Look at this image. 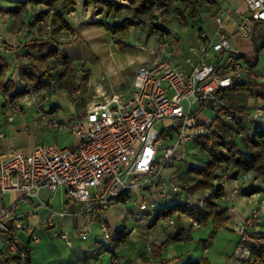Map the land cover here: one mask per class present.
Segmentation results:
<instances>
[{
    "label": "built area",
    "instance_id": "1",
    "mask_svg": "<svg viewBox=\"0 0 264 264\" xmlns=\"http://www.w3.org/2000/svg\"><path fill=\"white\" fill-rule=\"evenodd\" d=\"M243 1L248 12L240 16L235 30L240 37L247 38L253 32L254 21H264V0ZM2 15L0 10V24ZM37 16L43 24L45 12L35 10L29 23L24 25L23 34L33 32L36 39H50L53 33L50 22L43 25L42 31L30 26ZM210 18L220 29L212 37L204 30L197 32L196 43L186 48L184 63L179 60L180 39L175 28L161 32L159 38L145 34V42L138 46L147 51L148 58L137 67L130 88L104 92L101 98L95 96L81 110L68 116H60L49 105L47 85L30 84L19 73V68L28 64V57L20 53L9 58V54L19 50L11 44L5 47L6 40L0 32V47L17 71L11 80L22 92L17 97L4 95L8 121H13L14 114L34 108L32 122L22 126L25 131L36 126L66 128L74 136L70 146L36 143L29 152H22L4 143L0 129V196L19 191L24 198L34 199L40 197L42 189L50 190L51 197L57 190L64 194L58 209L50 207L49 201L41 202L48 213L36 224L24 219L29 220L30 213L18 214L13 209L14 203L0 207V234L6 235L8 246L6 251L0 250V264L11 252L19 257L15 264H23L27 256L24 240L37 241L35 229L38 227L54 230L68 246L73 245V237L86 242L93 260H102L108 254L107 264H117V249L122 241L119 231L108 223L104 213L118 204L128 205L124 216L137 218L138 230H147L153 220L171 228L177 217L186 218L191 229L200 226L198 219L180 211L161 214L164 208L173 207H194L200 212L209 209L210 190L190 191L192 182L180 179L178 173L183 171L173 165L187 159L189 146H195L197 138L209 136L218 129V120L232 124L230 137L236 141L242 134L264 130V98H255L245 109L228 102L229 89L236 81L246 78L249 67L232 46L229 32L221 29L224 18L220 8H215ZM90 21L98 22V15ZM206 108L212 110V116L202 113ZM167 170L171 171L167 173ZM218 173L215 185L229 192L227 170L220 169ZM89 187L93 188L92 193ZM232 191L236 193L237 186ZM71 204L77 206L76 216L84 219L73 231L63 226L66 216L72 215L68 211ZM261 215L256 208L251 210L239 231L233 257H239L240 247L245 253L258 249L253 234L260 230Z\"/></svg>",
    "mask_w": 264,
    "mask_h": 264
},
{
    "label": "crops",
    "instance_id": "2",
    "mask_svg": "<svg viewBox=\"0 0 264 264\" xmlns=\"http://www.w3.org/2000/svg\"><path fill=\"white\" fill-rule=\"evenodd\" d=\"M23 1L24 0H0V10L3 14L2 23L0 24V32L4 38V41L6 40L5 47H9V45L11 44L14 45L17 50H19L17 53H12V55L9 54V58L18 57L20 53L27 55V51L33 53L34 49L32 43H30V40L34 38L35 34L33 32H29L25 35L22 31L24 25L26 23H29L30 19L32 18L36 7H39L42 11H45L46 15L52 12V8H49L50 6H45L43 4L35 5L34 3L27 2L25 4H21L16 15L11 13V10L19 6V3ZM113 1L116 4L120 3L119 0ZM217 1L218 5L215 8H220L221 15L224 18L221 29L229 32L232 43H234L232 34L236 33L238 35L235 27L240 19V16L247 15V4L243 0ZM105 5L114 8V5ZM105 5L103 6L106 7ZM102 8L100 7V10ZM94 11L95 8H93L91 5L85 6L83 4V0H76L75 10L64 14L65 18L72 27V31H74L76 35V40H73L70 43H66L63 46L65 53L71 59V61H76V80H81L83 70H91L92 73L90 74V76H88V82L78 88V90L81 91V99L79 101V99L74 100L73 97L68 96V92L66 91V89L60 87V85L58 84L59 82L57 83L59 76L57 74H60L61 70L63 71L64 68L54 72V70H52L54 65L51 66L52 69L50 70V73L53 76L49 78L47 82L53 81V84L47 83L45 93L48 97L47 102L51 107L53 106L55 107L54 109H57L59 111L60 116H68L70 112L81 110L84 107H81L82 101L90 99V96H94V92L98 93L97 96H101L102 94H104V92H110L112 90H127L128 88H130L137 67L148 58L147 51L140 49L139 46L134 47V49H131V51L127 50L129 48L122 49L123 51L117 49L118 46L114 43L113 35L102 24L113 22L115 23L119 21H111V16H107L111 12L110 9H107L106 11L101 10L102 12ZM102 13L105 14V17L101 16ZM94 15H98V22L96 23L90 21V19ZM209 22L210 23L208 25H213L211 26V28H209L211 32L208 31V29L206 30L205 28H203V30L207 33V35L212 37L215 35L217 30L220 29V27L215 21L212 20V18H210ZM140 42H142V40ZM188 46L189 45L186 46V44H182V42L180 43L181 49L179 53V60L182 63H184L185 52ZM233 46L235 48V43L233 44ZM1 49L2 48L0 47V60L6 62L9 65L10 78L15 77L17 75V71L15 70L14 65L7 60L5 52H3V49L1 51ZM262 54H264V50L260 52L259 57H261ZM78 63H81V65ZM93 64H95L97 74H100L99 79H97V74L92 68ZM185 66L188 67L189 64H185ZM22 67L23 66L19 68V73H21ZM257 69L258 68L256 65L253 70L257 77V81L259 82L264 79V73H257ZM100 70H102V72H100ZM45 78L46 76L43 79ZM4 95L5 93L0 92V129L4 133V143L14 150L29 152L36 143L40 142V137L41 139H43V135L40 133L38 135V132H34L33 127L30 131H25L22 128L25 122H32L35 110L34 108H29L25 113L14 114L13 121L10 122L7 119L5 106L3 104ZM86 97L88 99H86ZM254 99V97H249L247 100L249 102L246 103L247 106H250L254 102ZM242 181L243 178L237 176L235 180L228 183L229 192L225 191L226 196L223 203L230 207V218L227 223V228L225 229L233 233V238L230 243L220 252L221 257L224 256L225 258V260H222V264H243L241 259L235 257L232 258L230 256V252H232V250L235 249L238 245L239 231L243 227V224L246 222L253 208H262L260 209L262 215L260 217L259 225L260 230H264V226L261 225V222H264V204H260L258 202V198L256 196L257 192L250 193L251 190H255L260 187L261 191L258 194L262 195V201V199L264 198V184L261 182L260 184H258V180H253L252 182H250L251 184H249V182L246 183ZM243 184L244 188L241 190L240 186H242ZM234 186H237L236 193H233L232 191ZM61 193L62 202L64 201V194L62 190ZM51 195L52 194L50 190L42 189L39 198L31 199L24 198L19 191H10L0 196V207H9L14 203L15 205L13 209L18 214L24 212L30 213V219H24L28 222L30 221L32 224H36L41 219H44L48 213V209L46 208V206H43L41 202L47 203L49 201L48 203L50 207H54L51 202L55 193L52 197ZM40 198L41 200H39ZM59 207H57L56 209H58ZM125 207L127 208L128 205L118 204L104 213V217L106 218L108 223L113 226L115 230L119 231V234L120 231H123V229H125V232L128 234L127 238L124 241L121 240L122 242L118 245L117 264H186L188 261L192 260V255L194 254L191 251V248H193V250H196V252H200L201 240L205 239L206 235L209 234V231H206V228H204L203 226H199L196 229H191L192 238L199 239L197 242L194 241V243L191 244V241L175 242L173 240H169L162 248L161 260L160 257L152 258L150 257L149 251L150 241H154L157 242V244H160L167 237H170L173 234L177 224L181 225L183 228H190L189 222L186 219L177 217L175 225L171 228L163 224L165 228L164 230L162 229L161 222L157 221L158 223L153 226L149 224L147 230H138L135 228L138 224H140L138 219H128L126 216H124ZM74 211L75 209L71 211L74 225L71 226V228L69 229L70 231H73L74 227L84 222V219L80 216H76V211ZM207 226H210V224H208ZM200 230H203V235L202 231ZM35 232H37L38 236H40L43 232H46L47 235H51L50 233H54L55 235H57L54 230L48 228L42 229L38 227L35 229ZM195 232H197L198 235H196ZM231 232L228 233L230 234ZM5 240L6 235L0 234V250H7L8 246L6 245ZM24 244L26 245L25 247L27 250V256L23 264L27 262L26 260L28 259L30 260V264H36L33 251L39 252L40 249L42 250V243L38 238L37 241L24 240L23 245ZM49 249L56 254L53 246L49 247ZM68 249L71 259L68 258L66 264H107L108 262L105 260H93L90 255L88 244L86 242H81L74 237L73 245L68 246ZM209 251L210 244H207L206 248H204L202 252H200L198 260L206 258L208 261L207 264H211V258L207 257ZM7 255V258L2 260L1 263L9 262V258L16 256L14 252L7 253ZM85 256H87L89 261L84 260ZM12 263L15 264V262Z\"/></svg>",
    "mask_w": 264,
    "mask_h": 264
},
{
    "label": "trees",
    "instance_id": "3",
    "mask_svg": "<svg viewBox=\"0 0 264 264\" xmlns=\"http://www.w3.org/2000/svg\"><path fill=\"white\" fill-rule=\"evenodd\" d=\"M94 1H104L105 4L114 5L118 10L130 8V17H125L120 22L102 24L112 33L114 42L122 48L127 46L122 41L129 36L130 27L139 22L144 24V28H146L145 25H149L151 27L150 31L154 32L156 29L157 34L155 37L159 38L161 32H168L169 30L164 23L178 21L179 24L186 25V23H189V17L196 15L202 5H205L206 9L211 10L212 15L215 12V7L218 5L217 0H125L128 4L122 2L116 4L113 0H83V4L89 6ZM27 2L34 4L43 3L52 7V12L43 18V24L39 23L40 16H37L35 23L30 26L37 31H41L43 25L50 22L53 26V33L52 37L47 40L35 38L30 40L34 51L33 53L30 51L25 52L28 55V64L22 67V76L30 84L46 86L49 78L53 76L50 70L55 61L59 65L65 66L66 69L58 76L60 87L66 89V91L78 90V88L88 82L90 72L83 70L81 80L77 81L75 76L76 64L71 62V59L63 49L64 44L68 42L63 37L68 35L69 31L72 30L64 14L75 9L76 0H24L19 3V6L12 9L11 13L16 15L21 4ZM160 11L167 14L171 12V14L168 18H160L158 22L157 12ZM198 20L200 27L196 31L200 32L203 30V27H201L203 23L200 18ZM260 24L264 26V21L255 20L253 23V31ZM148 34L150 37V32ZM250 40L252 54H240L249 67L246 71V76H248L249 80L236 81L229 89V92H245L249 97L264 98V82L257 81L253 70L258 63L260 52L264 49V30L260 36L255 37L251 34ZM9 70V65L0 60V92L7 93L11 97H17L22 92L17 88L16 82L11 80L10 75H7ZM45 76L46 78L43 79ZM255 87H259V89L255 90ZM217 124L219 128L213 130L211 135L199 137L195 141L200 146L202 153L207 157L205 164L199 167L189 164L188 169L182 172L184 174L179 176L184 182H192L189 187L190 191L204 188L210 190L209 209L200 212L194 207H173L170 209L164 208L161 211V214L170 213L175 210L180 211L198 219L200 226L211 224L212 230L208 234V237L201 240L203 242V248H206L207 244L211 242L219 228H227V223L230 218V207L223 203L226 192L221 185H215L214 183V180L219 176L218 171L220 169L218 170V166L225 165L226 168L232 170V177H237L240 173H250L255 179L260 180L264 184V130L255 131L252 135L242 134L240 140L236 141L230 138L231 129L233 128L232 124L220 120L217 121ZM127 235L125 229L120 231V241H124ZM253 235L259 247L257 250H252L254 259L252 264H264V230H259ZM169 240H192L191 228H183L177 224L173 234L163 242L160 244L150 242V257H160L161 260L162 248ZM18 259V256H13L8 261L17 263ZM26 261L24 264H30L29 259ZM202 263L207 264V259L190 260L186 264Z\"/></svg>",
    "mask_w": 264,
    "mask_h": 264
},
{
    "label": "rangeland",
    "instance_id": "4",
    "mask_svg": "<svg viewBox=\"0 0 264 264\" xmlns=\"http://www.w3.org/2000/svg\"><path fill=\"white\" fill-rule=\"evenodd\" d=\"M119 1L122 2V3L128 4V2H126L125 0H119ZM39 4H43V3H39ZM43 5H45V4H43ZM103 5H105L104 1H101V2H98V1L95 2L94 1L91 4V6L93 8H95L94 12H102V11H106L107 9H110L111 12L109 14L107 12V14H108L107 16H111L110 17L111 21L115 20V21H119L120 22L125 17H130V15H131L130 8H123V9H119L118 10L115 6H114V8H112V7H108L106 5H105L106 7H104ZM40 6H42V5H40ZM45 6H47V5H45ZM75 6H76V3H75ZM100 7L101 8L103 7L101 9L102 11L100 10ZM49 8H52V7L50 6ZM35 10H40L41 11V9L39 7H36ZM35 10H34V12H35ZM246 11H248V8H247ZM170 14H171V12H168V14L164 13V12H161V11L157 12V15H158L157 21L160 18H165V17L168 18ZM41 15H43V13ZM211 15H212L211 10H209L208 8L206 9V6L202 5L198 9V13L196 15H194V16L192 15V16L189 17V23H186V25H181V24L178 23V21H171V22H166V23H164V21H163V23L166 24V26L168 28H173V29L175 28L177 30L176 32H177V34H178V36L180 38V43L182 42V44H186V46H187V45H190L193 42L197 41L196 40V32L197 31L196 30H198V28L200 27V24L198 23L199 22V20H198L199 18L202 20V23H203V24H201V27L205 28L206 30L208 29V31H210L209 28H211V26H213V25H208L210 23L209 20H210ZM101 16L105 17V14L102 13ZM145 27L146 28H144V24H142V22H139L138 24H136L134 26H131L130 27L129 36L122 41L123 44H125L127 46L122 48L117 43L114 42L118 46L117 49L123 51L122 49L129 48L127 50L131 51V49H134V47H138V45H139L138 43L141 40L143 42H145V39L143 38V36L145 34H146V36H149L148 32H150V35H151L149 38H153L154 36H156V34H157V31H155L156 29L153 32V31H150L151 27L149 25H145ZM183 27H186V28L184 29ZM263 30H264V26L260 24V25L256 26V28L252 32V35L255 36V37L256 36H260L263 33ZM41 31H42V29H41ZM232 37H233V42L235 43V48L237 50L239 49V52L241 54L242 53H246L248 55L252 54V44H251L250 36L247 37V38H242V37H239L236 33H233ZM63 39L68 41L67 43H70L73 40H76V35H75L74 31L70 30L68 35L64 36ZM234 43H232V39H231L232 46H233ZM1 51H2V49H1ZM72 63L76 64V61H73ZM53 65H54V67H53L52 70H54V72H56L57 70L59 71V70H61L63 68L65 69L64 66L59 65L55 61L53 62ZM92 68L94 69L95 73L97 74V70H96L95 64L92 65ZM257 68H258L257 69V73H264V54H262L261 57H259V60H258V63H257ZM61 72H62V70H61ZM89 72H90V74L92 73L91 70H89ZM100 72H102V70H100ZM8 74H10V70L8 71ZM90 74H89V76H90ZM57 75H59V74H57ZM99 75L100 74H97V79H99ZM93 76H94V74H93ZM245 80H249L248 76H246ZM58 82H59V79H58L57 83ZM259 82H264V79H262V81H259ZM254 89L258 90L259 87H255ZM67 92H68V96L73 97L74 100L79 99V101H80V99H81L80 98L81 97V91H79L78 93H76L75 90L67 91ZM93 95L94 96H92V97L90 96V99H88L86 97V99H88V100L82 101V103H81L82 106L81 107H83L87 102L92 100L95 96H96V98H101L100 96H97L98 95L97 92H94ZM248 98H249V96L245 92H229L228 93V102H229V104L231 106H237V107H239L241 109L247 108V104L246 103L249 102V101H247ZM202 113L204 115H208V116H212L213 115L212 110H210L209 108L203 109ZM156 126L160 127L161 125L157 124ZM33 128H34V132H38V135H39V133L43 135V139H41V137L39 138L40 139L39 143L56 142L60 146H70L71 144L74 143V136L66 128H62L60 130H54V129H51V128H48V127H39V126H36V127H33ZM189 151H190L189 155H188L187 159L184 162H182L181 164L180 163H175L173 165L176 169L185 172V170L188 169L187 167H188L189 164L193 165L194 163H199L200 165H204L205 162L207 161V157H206V155H204L202 153V151L200 150V146L199 145L195 144V146H192V147L190 145L189 146ZM219 169H222V170L226 169L227 170V173L229 174V176L227 178V182L228 183H230L231 181L236 179V177H232V175H231L232 170L226 168L225 165L218 166V170ZM170 171L171 170H167V173L170 172ZM183 174L184 173H178L179 176H182ZM238 176L243 178L242 182H246V183L249 182V184H251L250 182H252L253 180H258V179H255L250 173H240ZM258 181H259L258 184H260L261 181L260 180H258ZM260 186H262V185H260ZM243 188H244V184L242 186H240L241 190ZM89 190L92 193L93 188L89 187ZM251 191L252 192H257L256 196L258 198V202L260 204H264V200H263L264 198L261 201V196L262 195L258 194L261 191V188L258 187L257 189L251 190ZM61 194H62L61 190H57L55 195H54V197H53V199H52L51 203H52V205L55 208L60 206L61 198H62ZM76 207L77 206L75 204L68 205V211L70 212V211L74 210ZM259 208L262 209L261 207H259ZM256 209L258 210V212L261 211L258 208H256ZM183 219H186V218H183ZM157 221L158 220H153L152 223H151V226L157 224L159 222V221L158 222ZM63 225L65 227H67L68 229H70L71 226L74 225L73 217L71 215H67L66 218L64 219ZM261 225L264 226V222H261ZM161 226H162V229L165 230L164 225H163L162 222H161ZM203 227L206 228L205 230L209 231V233L212 230V225L211 224H210V226L204 225ZM200 231H202V235H203V230H200ZM228 232H231V231H228L225 228H220L219 230L216 231V233H215L214 237L212 238L211 242L208 243V245L210 244L209 254L210 253L211 254L210 255L207 254V257L211 258V260H212L211 264H222V260H225L224 256L221 257L220 252H221V250H223L230 243V241L233 238V233L231 232L229 234ZM195 233H196V235H198L197 232H195ZM50 234L51 235H47L46 232H43L39 236V240L42 243L43 249L42 250L40 249L39 252L33 251L34 255H35L34 256L35 257V263L36 264H48V263L49 264H66L67 261H68V258L71 259V257L69 256L68 246L66 245V243L60 237H58L54 233H50ZM207 237H208V234L206 235L205 238H207ZM239 239H240V236H239ZM198 240H199L198 238H196V239L192 238V240H187V241H191L190 243L193 244L194 241L197 242ZM150 242H154V241H150ZM175 242H179V241H175ZM244 245H246V244H244ZM51 246H53V249L56 251V254L53 253L52 251H50L49 247H51ZM240 246L241 245H239L238 247H240ZM202 248H203V242H201V244H200V252H202V250L204 249V248L203 249ZM240 248L242 249V252L239 253V257H235V258L241 259L243 264H252L254 262V259H253V256H252V251L251 252L249 251V253H245L244 249L242 247H240ZM191 251L194 253L192 255V260L199 259L200 252H196V250H193V248H191ZM233 253H234V249L232 250V252H230V256L232 258H233ZM84 260L89 261L87 256L84 257ZM102 260L108 261V254L104 255L102 257ZM98 261H101V259H98ZM1 264H14V263H12V262H2Z\"/></svg>",
    "mask_w": 264,
    "mask_h": 264
}]
</instances>
